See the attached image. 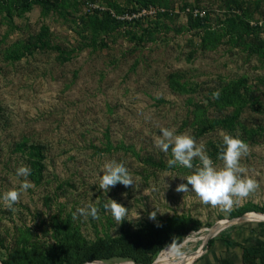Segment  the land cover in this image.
<instances>
[{"label":"rangeland","instance_id":"374dc122","mask_svg":"<svg viewBox=\"0 0 264 264\" xmlns=\"http://www.w3.org/2000/svg\"><path fill=\"white\" fill-rule=\"evenodd\" d=\"M171 2L168 11L156 6L167 11L170 19H147L163 24L152 40L135 44L118 29L101 37L105 47L83 49L81 25L76 23L85 13L95 14L86 11L87 3L102 7L99 12L109 11L115 20L117 14L108 3L122 8L135 4L127 6L125 0H77L78 11L67 8L71 14L66 20L39 5L22 16L0 10V198L9 190H19L24 179L15 175L19 167L27 166L26 159L13 151L15 144L22 140L40 143L45 153L41 183L35 185L27 177L34 187L21 191L13 209L6 208L0 199V264L18 250L22 237L30 248L38 250L57 244L51 229L54 219L62 224L67 217L79 235L90 242L97 237L116 238L123 228L134 230L147 221L190 217L202 224L179 244L182 256L166 246L152 264L159 260L162 264H179L188 258L187 264H216L223 258L234 264L241 259L242 246L264 244V213H245L244 219L254 215L263 219H246L254 222L229 226L238 218L232 216L247 206L264 208V56L250 53L244 44L231 46L224 42L213 51L199 50L200 30L188 29L192 15L186 9L203 11V18L208 17L209 24L216 27L227 15L240 13L224 7L225 0ZM245 2L248 23L260 29L259 37L264 41V0ZM259 21L262 24L256 27ZM149 22L142 21L140 26L146 27ZM43 26L49 29L52 45L67 52L73 50L68 61L58 59L57 52L40 49L18 61L6 59L8 51L39 33ZM141 27L133 29L140 32ZM174 72L183 73L181 83L188 84L186 92L176 93L169 88L167 76ZM242 77L251 86L253 99L241 111L240 124L226 129L210 127L213 118L236 113V108L219 111L207 107L202 117L209 121V128L198 134L197 121L202 117L194 113L191 103L208 106L206 98H211L212 91ZM242 127L254 132L252 138ZM161 128L194 137L217 169L223 167V161L212 156V145L224 147V134L241 139L249 152L241 157L244 171L240 175L254 179L258 188L246 198H234L228 210L203 204L194 192H177V186L186 183V177L200 162L194 159L193 169L177 164L159 170L145 165L147 158L162 160L166 165L173 158L171 149L165 153L156 146ZM121 146H132L134 153ZM109 160L125 165L133 187L118 184L107 193L99 188L98 174H103V165ZM109 200L128 208L125 221L119 225L104 208ZM89 204L99 209L98 219L77 213ZM152 212L156 213L154 220L149 218ZM220 223L229 225L215 234L211 246L201 248L207 234ZM229 240L231 245L227 244ZM87 264L135 263L115 259Z\"/></svg>","mask_w":264,"mask_h":264},{"label":"trees","instance_id":"16d2710c","mask_svg":"<svg viewBox=\"0 0 264 264\" xmlns=\"http://www.w3.org/2000/svg\"><path fill=\"white\" fill-rule=\"evenodd\" d=\"M125 4L127 6L135 4L137 7L127 8L125 6L122 8V6L117 4L108 3L117 15H122L125 12L135 11L148 5L160 6L168 11L172 2L171 0H125ZM34 5H39L44 11H53V13L58 14L65 20L71 14L66 11L67 8L71 9L72 12L78 11L77 0H0L1 11L3 10V12L8 14L13 11L19 16L29 12ZM245 5V0H225L224 7L230 10H232L231 8L236 9L240 13L227 15L217 23L216 27L209 24L208 17L194 19L190 16L188 29L200 30L199 50L213 51L224 42L231 46L244 44L246 46L245 49L249 50L250 53H260L264 56V41L259 37L260 29L249 25V19H247L246 14L249 8L247 6L244 7ZM184 6L186 5L184 4ZM44 11H42L43 14ZM167 11L158 13L156 18L159 20L163 18L170 19ZM182 11H185V8ZM94 13L93 15L85 13L83 17H79V21L76 23L77 25H81L82 49L90 46L92 48L105 47V40L101 37L108 36L109 33L115 32L118 29L123 30L131 42L140 44L152 40L151 37L163 28V24L159 20L152 23H150V20V22L148 20H136L123 23L117 19L115 20L109 11L99 12L97 10ZM142 21L149 22L150 24L146 27H141ZM126 26L131 27V29H128ZM138 27H141L140 32L133 29H137ZM262 31L264 32V29ZM39 49L57 52V58L62 61H68L73 52V50L68 52L64 51L58 45H52L49 29L43 26L39 33L28 37L27 41L16 44L12 50L8 51L6 59L18 61ZM183 78L182 72L170 73L167 76L169 88L176 93L186 92L185 89L188 84L181 83ZM250 90L251 86L248 84L247 79L242 77L229 81L212 91L211 98H206L209 101L208 106L205 107L202 104L191 103L192 107L195 108L194 113H197L201 117L207 114V107H212L219 111L228 107L236 108V113L225 116L224 118L215 117L210 122L206 117L200 118L197 121L199 126L198 134L202 135L205 133L204 129L209 128L207 125L208 122L210 123V127L215 129H218L216 127L226 129L235 124L239 125L241 111L250 103L248 101L253 99V97H250ZM217 92L219 93V97L214 98L213 93ZM242 129H244L248 138H252L254 132L248 131L244 127ZM109 146L108 144L107 147ZM121 147L134 153L132 146ZM222 148L212 145V156L218 157ZM109 150L107 148V151ZM13 151L19 153L26 159L27 167L31 169V175L28 177L35 185H39L42 181V172L45 168L43 145L22 140L15 144ZM144 163L159 170L169 169V166L162 160L155 161L152 158H147L144 160ZM249 212L264 213V208L249 205L240 210L238 214L232 216V218ZM54 220L56 222L51 229L55 232L54 239L58 240L57 244L45 250H38L34 246L30 248L27 245V240L22 237L18 243V246H20L18 250L10 254L7 260L3 261V264H87L93 261H112L115 259L130 260L135 264H152L159 252L166 246H170L169 244L172 242L178 245L181 244L188 233L198 231L202 226L198 220L191 219L190 217H174L172 221H161L159 223H150L147 221L134 230L123 228L116 238L97 237L94 241L90 242L79 235L80 233L76 226L70 225V217H67V220L62 224H58V218ZM26 238L28 239V237ZM213 242L214 239H210L206 244L207 247L211 246ZM227 244L231 245L232 241L229 240ZM242 247L241 262L239 264H264V244ZM216 264L233 263L223 258Z\"/></svg>","mask_w":264,"mask_h":264},{"label":"clouds","instance_id":"9594fccd","mask_svg":"<svg viewBox=\"0 0 264 264\" xmlns=\"http://www.w3.org/2000/svg\"><path fill=\"white\" fill-rule=\"evenodd\" d=\"M214 98L219 93H213ZM161 135L156 139V146L167 153L171 149L172 159L168 160V166L180 165L186 169H193V160L198 159L200 164L192 174L186 177V183H181L175 189L177 192H194L199 200L212 207H222L228 210L234 203V198H246L258 188L254 179L242 178L240 175L244 169L240 166L241 157L249 152L247 143L239 138H233L229 134L223 135V145L218 159L223 161V167L217 169L212 159L207 155L203 145H197L194 137L189 134L176 135L174 130L168 128L160 129ZM17 178L23 177L19 190H9L3 194L2 202L8 209H13L19 203L21 191L26 192L34 185L27 180L31 175V169L21 166L15 173ZM99 188L107 193L110 188L116 185H123L125 188L133 187V178L122 162L115 160L106 161L103 165V174H98ZM104 205L106 211L110 212L119 225L125 221L128 208L119 203L109 200ZM99 209L89 204L87 207L77 209V213L85 218L91 216L98 219ZM77 213H74V217ZM156 213L149 214L150 219H155ZM177 256H182L180 246L177 243L169 244Z\"/></svg>","mask_w":264,"mask_h":264},{"label":"built area","instance_id":"2783aa9c","mask_svg":"<svg viewBox=\"0 0 264 264\" xmlns=\"http://www.w3.org/2000/svg\"><path fill=\"white\" fill-rule=\"evenodd\" d=\"M88 8L86 9V11L88 13H94L95 11H102L103 8L98 6V5H94L92 3H87ZM164 10L163 9H159L156 6H147L141 9H137L135 11H130V12H126L123 13L122 15H116V19L120 22H133L136 20H147L150 18L155 17L158 13H163ZM186 12L188 14H191L193 18H203V16L205 15V13L199 9H192V10H186ZM261 21L256 22L254 25L257 27V25H261ZM262 37L264 38V33H261Z\"/></svg>","mask_w":264,"mask_h":264},{"label":"bare ground","instance_id":"6f19581e","mask_svg":"<svg viewBox=\"0 0 264 264\" xmlns=\"http://www.w3.org/2000/svg\"><path fill=\"white\" fill-rule=\"evenodd\" d=\"M246 219L247 220H249V219H254V220H261V219H263L262 217H260V215L258 216V215H254V216H248V217H246ZM229 222H231V221H229ZM227 225H229V223H220V224H218L216 227H214L212 230H211V234L212 235H215L217 232H219L222 228H224L225 226H227ZM171 248V247H170ZM171 251V250H170ZM169 253V252H168ZM164 257H166V256H164ZM185 260V259H184ZM161 260H159V261H156L155 262V264H162V262H160ZM167 262V261H166ZM190 262V259L188 258V259H186V261H182V262H180L179 264H187V263H189Z\"/></svg>","mask_w":264,"mask_h":264},{"label":"water","instance_id":"95a60500","mask_svg":"<svg viewBox=\"0 0 264 264\" xmlns=\"http://www.w3.org/2000/svg\"><path fill=\"white\" fill-rule=\"evenodd\" d=\"M246 215V214H245ZM245 215H243V216H241V217H238V218H236V219H233V220H231V221H233L229 226H231V225H234V224H236V223H239V222H254V221H246V219H244V216ZM228 227V226H227ZM222 231V230H221ZM210 232V231H209ZM220 232V231H219ZM218 232V233H219ZM215 235H212L211 233H208L207 234V236H206V239H204L203 240V243H202V245H201V248H203L207 243H208V241L210 240V239H212L213 237H214ZM99 263H102V262H99Z\"/></svg>","mask_w":264,"mask_h":264},{"label":"crops","instance_id":"0c3cea01","mask_svg":"<svg viewBox=\"0 0 264 264\" xmlns=\"http://www.w3.org/2000/svg\"><path fill=\"white\" fill-rule=\"evenodd\" d=\"M240 262H241V259L238 262L234 263V264H239Z\"/></svg>","mask_w":264,"mask_h":264}]
</instances>
